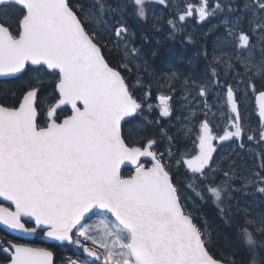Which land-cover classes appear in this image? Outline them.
Returning a JSON list of instances; mask_svg holds the SVG:
<instances>
[{
    "label": "snow or ice",
    "instance_id": "obj_1",
    "mask_svg": "<svg viewBox=\"0 0 264 264\" xmlns=\"http://www.w3.org/2000/svg\"><path fill=\"white\" fill-rule=\"evenodd\" d=\"M130 20L211 51L149 71ZM0 226L59 264H264V0H0Z\"/></svg>",
    "mask_w": 264,
    "mask_h": 264
},
{
    "label": "rangeland",
    "instance_id": "obj_2",
    "mask_svg": "<svg viewBox=\"0 0 264 264\" xmlns=\"http://www.w3.org/2000/svg\"><path fill=\"white\" fill-rule=\"evenodd\" d=\"M190 25V24H189ZM150 26V31H151V34L147 35L146 36V39H148L150 42L147 43L145 46L146 47H150L152 48L151 50L149 51H152V52H157L155 50H162L165 54H168L167 52H173L171 51L170 48H166L162 43L159 42L162 41L167 33V30L165 28V25L163 27H161L158 31L153 29L151 27V25H148ZM190 31H193L190 29ZM196 32V31H195ZM197 33V42L194 43L192 46H190L189 48H191V50L193 51V53H196L198 55L199 51L204 47V46H207L209 51H211V47H212V42H213V39L214 37H212L211 39L209 38H205L203 39V36H201V34L199 32H196ZM141 38L137 41H135V45L136 47L140 48L141 47V50L145 51L144 50V43H142V40L145 39V35L141 34ZM170 36V35H169ZM184 42H182L180 39L178 41L177 44L181 45L183 47V50H185L187 48V46H185V44H183ZM176 46V45H174ZM179 52L175 50V53L174 54H178ZM191 62L193 63V60L191 59ZM190 62V63H191ZM188 64V63H187ZM202 67L203 64L202 62L200 61V57L198 55V58H197V61H196V64L193 65V66H188L189 68H194L196 69L197 67ZM191 72V71H190ZM205 207H208V206H205ZM255 210V208H254ZM199 214H201L202 216H205L207 218H211V216L209 215H204V210L200 209L199 208Z\"/></svg>",
    "mask_w": 264,
    "mask_h": 264
},
{
    "label": "flooded vegetation",
    "instance_id": "obj_3",
    "mask_svg": "<svg viewBox=\"0 0 264 264\" xmlns=\"http://www.w3.org/2000/svg\"><path fill=\"white\" fill-rule=\"evenodd\" d=\"M150 27V26H149ZM149 35V34H145V39L142 40V43H144V50L142 52V54L144 55V57L146 58V60L148 61V63L151 65L150 69L152 71H155L157 72L159 69H157L154 65V62L158 60V64L161 65V67H165L169 61H170V58H171V53L172 52H167L168 54H165L161 49L160 50H155L157 52H152V51H149L151 50L152 48L150 47H146L145 45L147 43H149L150 41L148 39H146V36ZM139 38H141V36H139ZM141 49V47H140ZM171 51H183L185 53H189V54H192L193 51L191 50V48L187 47L185 50H183V47L179 44H176V46H171L170 47ZM153 53H155V55H153ZM163 59H165V61H163ZM198 67L196 69L194 68H189L188 66H184V68L181 69L180 72H184V73H192V72H195L197 71ZM191 71V72H190ZM16 240H21V239H18L16 238ZM27 242L29 243H32V244H40L41 242L37 239V238H32L30 240H27ZM54 245V244H53ZM53 245H49L54 251H58V259H57V262L59 263V256L60 254H62L63 256H68L72 253V251H74V249L69 246L67 248H64V247H60L58 250L56 248L53 247Z\"/></svg>",
    "mask_w": 264,
    "mask_h": 264
},
{
    "label": "bare ground",
    "instance_id": "obj_4",
    "mask_svg": "<svg viewBox=\"0 0 264 264\" xmlns=\"http://www.w3.org/2000/svg\"><path fill=\"white\" fill-rule=\"evenodd\" d=\"M140 33L143 34V35H145V34H151V31H148V32L146 31V32L143 33V31L140 30ZM140 36H141V35H140ZM141 37H142V36H141ZM141 51L143 52V50H141ZM188 54H189V53H188ZM143 56H144V55H143ZM144 58H145V57H144ZM145 60H146V58H145ZM146 61H147V60H146ZM163 61H165V59H163ZM147 62H148V61H147ZM154 65H155V67H156L157 69H159L156 73L162 75L165 67H161V65L158 64V60L154 62ZM182 68H184V67H182ZM149 71H152V70L149 69ZM205 205H207V204H205Z\"/></svg>",
    "mask_w": 264,
    "mask_h": 264
},
{
    "label": "trees",
    "instance_id": "obj_5",
    "mask_svg": "<svg viewBox=\"0 0 264 264\" xmlns=\"http://www.w3.org/2000/svg\"><path fill=\"white\" fill-rule=\"evenodd\" d=\"M129 22H130V21H129ZM136 25H137V24H136ZM142 26H143V27H146L147 24H146V26H145V24H143ZM145 30H146L147 32L149 31V30H147V29H145ZM168 64H170V63H168ZM205 210H206L207 214L211 216V218H209V219H212V217L214 216V209H213V207H212V206L205 207ZM207 214H206V215H207Z\"/></svg>",
    "mask_w": 264,
    "mask_h": 264
}]
</instances>
